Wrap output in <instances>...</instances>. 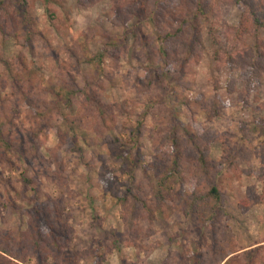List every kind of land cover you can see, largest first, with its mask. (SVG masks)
I'll return each mask as SVG.
<instances>
[{
    "label": "rangeland",
    "instance_id": "1",
    "mask_svg": "<svg viewBox=\"0 0 264 264\" xmlns=\"http://www.w3.org/2000/svg\"><path fill=\"white\" fill-rule=\"evenodd\" d=\"M168 2L33 0L28 44L1 19L0 245L15 264H225L230 248L248 264L264 244V72L220 60L244 8L210 11L194 59L168 69L160 36L197 10L157 25ZM209 182L227 215L203 225L186 200Z\"/></svg>",
    "mask_w": 264,
    "mask_h": 264
},
{
    "label": "trees",
    "instance_id": "2",
    "mask_svg": "<svg viewBox=\"0 0 264 264\" xmlns=\"http://www.w3.org/2000/svg\"><path fill=\"white\" fill-rule=\"evenodd\" d=\"M228 2L242 5L244 13L241 26L239 28H231L227 31V37L233 40L234 45L232 50L226 54V58L221 57L220 60L227 65L235 63L240 64L242 67H247L252 71L253 77L263 75L264 41L260 36V32L264 31V0H216L212 4H207L208 2L205 3L204 0H169L162 9L164 12L159 9L158 12L153 13V20L157 25H160L165 17L170 15L171 18L177 17L175 10H179L181 5H185V7L196 6L197 10L192 19L177 18L178 21H181L180 27L174 32H166L163 36H160L163 45L162 54L165 56L168 69L176 67V64L181 61L183 55H186V61L191 62L194 59L196 45L201 39L200 28L203 25L204 16ZM31 5H33V0H0V32L4 31L1 19H10L11 25L8 35L24 41L25 44L31 42L35 34L34 23L29 12ZM132 13L134 14V12ZM15 14L19 16L18 23ZM186 24L190 25L185 26ZM248 34L256 40L253 47L247 45L246 36ZM195 36H197V41L194 39ZM193 40L194 45L191 43ZM23 63L25 65V62ZM168 71L170 70H167L166 75L169 73ZM73 90L75 91V89ZM71 93H73L72 90L63 87L58 93V97L61 99H69L72 95ZM3 128L4 124H0V142L12 148V145L6 141ZM200 153L197 157L203 170L206 174H209L210 170L216 169L217 166L204 151ZM168 179H171V177L166 179L161 178L160 184L155 188V196L160 201H166L169 194L172 193V187L169 186ZM29 181L31 180L25 178L26 183ZM133 197L136 200V207L140 199L134 195ZM185 214L187 216L191 214L197 215L203 225H209L210 223L216 222L220 216H226L227 209L224 204V196L221 189L214 182H209L206 188L197 185L186 200ZM128 223L129 228L134 231L135 223L132 220H129ZM49 228L52 230L53 226L51 225ZM43 234L41 233L40 235ZM53 234L56 239L59 238L54 231ZM54 242L58 245V240H54ZM241 251L243 250L230 248L224 260L225 264H232L238 261ZM255 252L251 255L248 264H264V257L262 256L264 254V244L258 246ZM13 263L15 264L16 262L11 251L0 245V264Z\"/></svg>",
    "mask_w": 264,
    "mask_h": 264
}]
</instances>
